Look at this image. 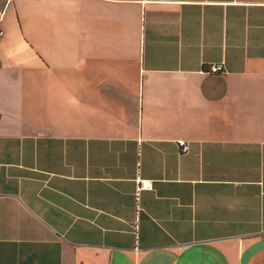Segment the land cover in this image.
<instances>
[{"label": "crops", "instance_id": "0c3cea01", "mask_svg": "<svg viewBox=\"0 0 264 264\" xmlns=\"http://www.w3.org/2000/svg\"><path fill=\"white\" fill-rule=\"evenodd\" d=\"M0 29V264H264V0H0Z\"/></svg>", "mask_w": 264, "mask_h": 264}, {"label": "built area", "instance_id": "2783aa9c", "mask_svg": "<svg viewBox=\"0 0 264 264\" xmlns=\"http://www.w3.org/2000/svg\"><path fill=\"white\" fill-rule=\"evenodd\" d=\"M2 33V30L0 29V34ZM222 69L221 63H212L208 66V71L210 72H216ZM178 145L180 146L181 151H186L188 149V145L183 140H178Z\"/></svg>", "mask_w": 264, "mask_h": 264}]
</instances>
